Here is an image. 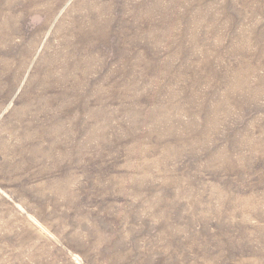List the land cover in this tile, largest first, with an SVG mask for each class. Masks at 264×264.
<instances>
[{"label":"rangeland","instance_id":"374dc122","mask_svg":"<svg viewBox=\"0 0 264 264\" xmlns=\"http://www.w3.org/2000/svg\"><path fill=\"white\" fill-rule=\"evenodd\" d=\"M0 264H264V0H0Z\"/></svg>","mask_w":264,"mask_h":264}]
</instances>
